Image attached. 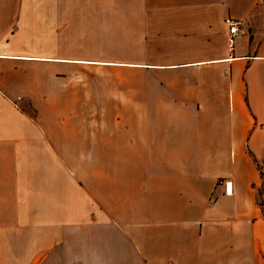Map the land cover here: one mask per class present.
<instances>
[{
	"label": "crops",
	"instance_id": "1",
	"mask_svg": "<svg viewBox=\"0 0 264 264\" xmlns=\"http://www.w3.org/2000/svg\"><path fill=\"white\" fill-rule=\"evenodd\" d=\"M263 192L264 0H0V264H264Z\"/></svg>",
	"mask_w": 264,
	"mask_h": 264
},
{
	"label": "rangeland",
	"instance_id": "2",
	"mask_svg": "<svg viewBox=\"0 0 264 264\" xmlns=\"http://www.w3.org/2000/svg\"><path fill=\"white\" fill-rule=\"evenodd\" d=\"M108 53L109 52H114L115 50V43L113 40H108ZM107 61H110V62H113L115 61V57L113 56H108L107 57ZM108 72L111 73V75H115V76H118V78H114V77H108L107 78V85H106V90H107V94H108V100H107V105H108V112H111L113 111L114 107H113V103H114V94L116 92H119L121 91L120 88H118V85H116L114 83V81L116 80H129V73L128 71H126L125 69H121V68H118V67H111L110 69H108ZM92 84L93 82H96L97 80H93L90 79ZM95 106L92 105V109L94 108ZM260 203L263 205L264 207V192L262 194V197H261V200H260Z\"/></svg>",
	"mask_w": 264,
	"mask_h": 264
},
{
	"label": "built area",
	"instance_id": "3",
	"mask_svg": "<svg viewBox=\"0 0 264 264\" xmlns=\"http://www.w3.org/2000/svg\"><path fill=\"white\" fill-rule=\"evenodd\" d=\"M226 25L229 29V34H230L229 41H230V44L232 45L234 41L236 40V38L243 35L244 32L241 28V24L231 18H228L226 20Z\"/></svg>",
	"mask_w": 264,
	"mask_h": 264
},
{
	"label": "trees",
	"instance_id": "4",
	"mask_svg": "<svg viewBox=\"0 0 264 264\" xmlns=\"http://www.w3.org/2000/svg\"><path fill=\"white\" fill-rule=\"evenodd\" d=\"M263 206V205H262Z\"/></svg>",
	"mask_w": 264,
	"mask_h": 264
}]
</instances>
